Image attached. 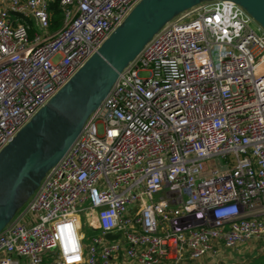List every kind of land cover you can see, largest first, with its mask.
Listing matches in <instances>:
<instances>
[{
  "label": "built area",
  "instance_id": "obj_1",
  "mask_svg": "<svg viewBox=\"0 0 264 264\" xmlns=\"http://www.w3.org/2000/svg\"><path fill=\"white\" fill-rule=\"evenodd\" d=\"M53 1L0 0V150L140 0H57L52 26ZM249 241L264 243V28L209 0L119 73L1 229L0 264H235Z\"/></svg>",
  "mask_w": 264,
  "mask_h": 264
},
{
  "label": "water",
  "instance_id": "obj_2",
  "mask_svg": "<svg viewBox=\"0 0 264 264\" xmlns=\"http://www.w3.org/2000/svg\"><path fill=\"white\" fill-rule=\"evenodd\" d=\"M202 1L209 0H140L0 150V231L73 143L123 68L167 21ZM231 1L264 28V0Z\"/></svg>",
  "mask_w": 264,
  "mask_h": 264
},
{
  "label": "rangeland",
  "instance_id": "obj_3",
  "mask_svg": "<svg viewBox=\"0 0 264 264\" xmlns=\"http://www.w3.org/2000/svg\"><path fill=\"white\" fill-rule=\"evenodd\" d=\"M156 195L154 200H157ZM96 231H91L84 226L83 233L85 234V241L95 235ZM235 259V264H263L264 263V243L249 241L241 245L238 249L230 252ZM257 259V260H256Z\"/></svg>",
  "mask_w": 264,
  "mask_h": 264
},
{
  "label": "trees",
  "instance_id": "obj_4",
  "mask_svg": "<svg viewBox=\"0 0 264 264\" xmlns=\"http://www.w3.org/2000/svg\"><path fill=\"white\" fill-rule=\"evenodd\" d=\"M49 10H50V23L52 26L56 25L59 21V18H60V11H59V8H58V4H57V0L51 2L49 4ZM24 21L29 24L30 28H29V34L31 35L32 32H33V23L30 19H27L25 18Z\"/></svg>",
  "mask_w": 264,
  "mask_h": 264
},
{
  "label": "crops",
  "instance_id": "obj_5",
  "mask_svg": "<svg viewBox=\"0 0 264 264\" xmlns=\"http://www.w3.org/2000/svg\"><path fill=\"white\" fill-rule=\"evenodd\" d=\"M260 243H263V242H260ZM229 254H231V253L229 252ZM231 256H233V255L231 254ZM234 260L235 259H233L232 261L234 262ZM112 264H132V263L128 259H126L122 254H119V256L117 258L113 259V263ZM183 264H209V263L206 261V259H199V260H195V261L194 260L185 259L183 261Z\"/></svg>",
  "mask_w": 264,
  "mask_h": 264
}]
</instances>
